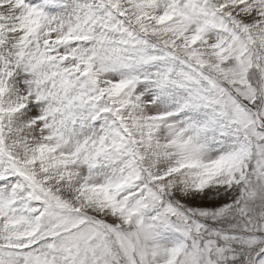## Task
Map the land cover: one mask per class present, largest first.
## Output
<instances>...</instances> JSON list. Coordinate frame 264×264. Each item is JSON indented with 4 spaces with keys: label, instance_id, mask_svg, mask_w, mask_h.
<instances>
[{
    "label": "snow or ice",
    "instance_id": "1",
    "mask_svg": "<svg viewBox=\"0 0 264 264\" xmlns=\"http://www.w3.org/2000/svg\"><path fill=\"white\" fill-rule=\"evenodd\" d=\"M0 264H264V0H0Z\"/></svg>",
    "mask_w": 264,
    "mask_h": 264
}]
</instances>
